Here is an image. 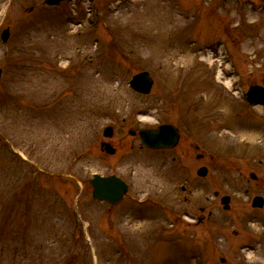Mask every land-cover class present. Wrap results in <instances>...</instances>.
Listing matches in <instances>:
<instances>
[{
	"label": "rangeland",
	"instance_id": "obj_1",
	"mask_svg": "<svg viewBox=\"0 0 264 264\" xmlns=\"http://www.w3.org/2000/svg\"><path fill=\"white\" fill-rule=\"evenodd\" d=\"M43 2L0 0V264H264V239L250 245L249 225L235 237L234 211L213 197L232 193L222 163L264 156V108L249 115L241 95L264 86V0ZM143 71L155 82L148 96L128 86ZM161 106L165 121L179 120L213 156L206 178L188 180L189 158L196 162L188 144L180 147L188 155L123 146L134 141L116 131L154 126ZM109 125L115 134L105 139ZM94 173L130 185L110 214L91 198ZM148 199L144 217L136 201Z\"/></svg>",
	"mask_w": 264,
	"mask_h": 264
},
{
	"label": "water",
	"instance_id": "obj_2",
	"mask_svg": "<svg viewBox=\"0 0 264 264\" xmlns=\"http://www.w3.org/2000/svg\"><path fill=\"white\" fill-rule=\"evenodd\" d=\"M62 1L66 0H46L45 3L54 6L60 4ZM8 36V32L3 35L4 41H7ZM1 73L0 70V77ZM132 86L141 93L147 94L152 87V80L148 74H141L134 78ZM248 98L251 103L264 104V89L258 87L251 89ZM110 133L107 135L111 136ZM141 139L145 147L153 149L172 148L178 142V134L172 126H164L157 131H142ZM105 149L110 154L114 153V150L109 145H107ZM198 174L200 176H205L206 170L202 169ZM92 185L95 189L93 193L94 198L106 200L113 204H118L127 191V186L116 177L102 178L100 176H94ZM228 200V198L223 199V203L228 204ZM226 208H228V206Z\"/></svg>",
	"mask_w": 264,
	"mask_h": 264
},
{
	"label": "flooded vegetation",
	"instance_id": "obj_3",
	"mask_svg": "<svg viewBox=\"0 0 264 264\" xmlns=\"http://www.w3.org/2000/svg\"><path fill=\"white\" fill-rule=\"evenodd\" d=\"M136 131L137 128H135ZM188 135L191 137V134ZM221 168L222 170L232 168L235 172V180L237 179V188L242 192L244 190V197L259 196V192L264 189V160L262 159L257 161L253 157L238 158L232 165L230 163L221 164ZM250 172L257 174L254 181L248 176ZM259 211V214L264 217V208ZM249 219L254 220L251 216Z\"/></svg>",
	"mask_w": 264,
	"mask_h": 264
}]
</instances>
